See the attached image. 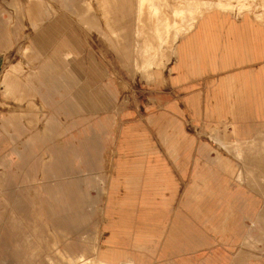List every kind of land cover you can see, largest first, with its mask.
<instances>
[{
  "label": "rangeland",
  "instance_id": "374dc122",
  "mask_svg": "<svg viewBox=\"0 0 264 264\" xmlns=\"http://www.w3.org/2000/svg\"><path fill=\"white\" fill-rule=\"evenodd\" d=\"M205 2L210 9L239 13L264 9V0H146L145 35L160 47L156 21L169 17L172 24L182 18L181 10L187 11L186 25L177 30L184 32L207 11L198 7ZM0 11L10 32L0 73V264H99L94 259L98 245L110 248L105 242L112 227L105 218L106 198L120 130L134 124H141L158 146L179 186L174 202L165 207L168 225H180L181 234L166 238V255L160 258L233 264L243 250L245 259L237 264L264 261V214L242 215L247 238L242 244L233 239L228 246L181 204L196 159L217 168L223 157L241 170L262 166L264 159L242 157L255 149L254 142L226 143L220 129L205 130L209 88L200 85L206 92L199 93V109L191 103L190 90L179 93L170 70L178 40L173 30L161 46L159 66L144 71L134 66L140 23L136 0H0ZM164 111L181 125L191 153L180 151L179 166L149 122ZM225 129L232 134L234 127ZM214 132H219L216 138ZM233 150L241 156L236 158ZM252 158L260 162L252 163ZM248 173L236 181L211 176L207 182H246ZM249 180L252 186L264 183V171ZM260 191L254 194V210L264 207V189ZM210 224L227 229L226 223ZM237 224L231 223L230 230Z\"/></svg>",
  "mask_w": 264,
  "mask_h": 264
},
{
  "label": "crops",
  "instance_id": "0c3cea01",
  "mask_svg": "<svg viewBox=\"0 0 264 264\" xmlns=\"http://www.w3.org/2000/svg\"><path fill=\"white\" fill-rule=\"evenodd\" d=\"M109 3L107 8L111 6ZM136 5L140 23L135 32V68L149 71L159 66L156 61L162 53L161 46L169 41L173 30L178 40L170 70L175 71L173 82L180 85L176 86L180 88L179 93L183 88L190 90L186 92H190L191 103L199 109V93L206 92L199 90L200 85L205 83L209 88L205 130L220 129V138L226 143L254 142L255 149L245 150L250 154H242V157L264 158V148H259L260 144L264 147V9L239 13L213 8L203 12L186 32H177L182 25L180 18L169 23L165 41L159 40L161 46L156 47L145 35L142 24L146 0L142 3L136 0ZM154 12L157 13L155 8ZM4 22L0 11V73L3 69L1 57L10 43V32ZM151 46L156 49L153 57ZM147 76L151 77L152 72ZM173 93L177 91L173 90ZM149 119L168 155L179 166L180 151L185 150V155L191 154L186 150L181 125L165 111ZM227 124L233 125L232 134L227 133ZM118 150L106 198L105 218L112 227L105 242L110 248L99 249L98 245L94 259L99 264H153L156 260L157 264H182L183 259L160 258L161 254L166 255V238H176V234H181L180 225L170 227L166 216L165 206L174 202L179 189L167 169V162L141 124L127 125L120 130ZM232 152L236 158L241 156L237 150ZM225 162L230 165H225ZM234 167L236 165L223 157L217 168L196 159L190 187L182 193L181 200L190 213L198 219L202 217L210 225L208 230L217 234L223 243L228 242V246L233 239L242 244L247 238L246 232L242 233V215L264 214V207L253 209L255 195L263 194L260 189H264V183L252 186L248 182H234L240 173L245 175L248 170L254 175L263 173L264 165L256 164L243 170L240 166L238 169ZM211 176L231 177L234 181L213 185L207 182ZM210 223H226L227 229L215 230ZM231 223H238L235 230H230ZM238 255L241 258H234L233 264L245 259L243 250H239ZM81 258L85 261L84 256Z\"/></svg>",
  "mask_w": 264,
  "mask_h": 264
},
{
  "label": "bare ground",
  "instance_id": "6f19581e",
  "mask_svg": "<svg viewBox=\"0 0 264 264\" xmlns=\"http://www.w3.org/2000/svg\"><path fill=\"white\" fill-rule=\"evenodd\" d=\"M141 1V3H142V1L143 0H140ZM210 1V0H209ZM195 2V1H194ZM195 6L194 7H196L198 4H194ZM211 4L209 3H207V2H205V3H203L202 5H199L198 7H199V9H200V7H203V8H205L204 10H210V8H211ZM192 7H193V5H192ZM142 9V8H141ZM140 9V10H141ZM176 10V9H175ZM183 10H181V16H182V23L184 24V25H186V18H189L190 17V15H186V12L187 11H183ZM199 11V10H198ZM183 13V14H182ZM189 13H191V12H189ZM203 13L201 12L198 16H196L192 21H190V23H188V25L187 26H185L184 27V32H186V31H188L192 26H193V24H195L194 22H196L197 21V19H198V17H200L201 15H202ZM166 15H164V17H165ZM192 16V15H191ZM166 19H159V20H157L156 21V23H155V25L158 27V29H159V35H160V39H161V41L162 42H164L165 41V39H166V37H167V34H168V30H169V23L170 22H168L167 21V19L169 18H167V17H165ZM169 20V19H168ZM140 53V52H139ZM155 53H156V49L153 47V46H151V56L153 57L154 55H155ZM136 62V61H135ZM219 132H214V133H212V137L213 138H216V136H217V134H218ZM224 142V141H223ZM252 145V144H251ZM246 147V146H245ZM262 151V150H261ZM264 159V158H263ZM257 160L258 159H255V158H252V161H255V162H252V163H256L257 162ZM260 160V159H259ZM258 160V162H260ZM262 161V160H261ZM257 162V163H258ZM251 174V173H250ZM250 178H252V174L251 175H247V176H245V181L246 182H250ZM259 189V188H258ZM93 260V259H92ZM95 261V260H94ZM90 264H92V263H90Z\"/></svg>",
  "mask_w": 264,
  "mask_h": 264
}]
</instances>
